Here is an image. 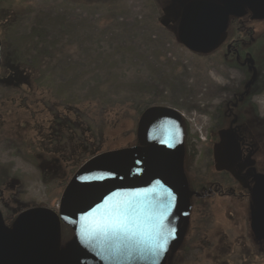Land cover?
<instances>
[{
    "label": "rangeland",
    "instance_id": "obj_1",
    "mask_svg": "<svg viewBox=\"0 0 264 264\" xmlns=\"http://www.w3.org/2000/svg\"><path fill=\"white\" fill-rule=\"evenodd\" d=\"M191 1H0L6 226L30 208L58 211L85 162L136 146L143 111L167 106L181 114L184 171L195 190L167 258L173 264H264V241L251 230L247 180L249 167L264 174V20L232 18L217 46L194 52L179 38ZM240 45L251 69L229 61ZM236 135L246 148L242 160L236 157L247 174L240 179L233 168ZM228 165L234 182L225 176ZM217 188L223 195L201 198ZM72 234L63 227L62 245Z\"/></svg>",
    "mask_w": 264,
    "mask_h": 264
},
{
    "label": "water",
    "instance_id": "obj_2",
    "mask_svg": "<svg viewBox=\"0 0 264 264\" xmlns=\"http://www.w3.org/2000/svg\"><path fill=\"white\" fill-rule=\"evenodd\" d=\"M247 10L264 19V0L191 1L180 23V41L194 52H207L219 44L230 19ZM1 47L0 37V68ZM137 140L136 146L85 162L67 185L58 212L30 208L6 226L0 210V264H166L191 209L181 114L167 106L145 109ZM251 171V230L257 241H264V174ZM121 209L135 221L129 235H113L104 227L112 210ZM62 225L74 233L65 247ZM163 238L168 242L162 249Z\"/></svg>",
    "mask_w": 264,
    "mask_h": 264
},
{
    "label": "flooded vegetation",
    "instance_id": "obj_3",
    "mask_svg": "<svg viewBox=\"0 0 264 264\" xmlns=\"http://www.w3.org/2000/svg\"><path fill=\"white\" fill-rule=\"evenodd\" d=\"M244 16H247V17H252L253 18V16H252V14L247 10V13L244 15ZM244 16H242V17H244ZM242 17H233V19H237L238 21H239V23H242L243 24V21L241 20V18ZM232 19V18H231ZM230 19V20H231ZM253 19H257V18H253ZM257 20H264V19H257ZM234 41H236V39L234 40ZM241 46L242 45H240V46H238V48L236 49H234L233 51H234V53L235 54H232L231 56L229 55V54H227V55H229L230 57H231V59L229 60V61H232V62H235V63H237V64H240L242 67H244V68H249V69H251L252 67H254L253 65H252V60H249L250 59V57H248V58H246V59H244V58H242L241 57V55H240V52L242 51L241 50ZM229 47H231V45H229ZM244 51V50H243ZM226 54V53H225ZM244 59V60H243ZM247 60H249V62H247ZM250 71H252V70H250ZM249 87H250V90H248L246 93H247V96L248 97H251V91H252V89H253V83L250 81V83H249V85H248ZM256 92V91H255ZM255 92L254 93H252V96H254V95H256L255 94ZM245 96V95H244ZM245 98V97H244ZM237 105V104H236ZM235 105V106H236ZM236 144H234V153H233V155H234V162L235 163H233V168L234 169H236V168H238V178L240 179V177L241 176H244V175H247V174H244L243 175V173L241 172V170L239 169L240 167L239 166H237L236 165V161H238V160H236V157L238 156V154L240 155V157H241V160H242V154H243V151L242 150H246V148H245V146H244V148L242 149V143L240 142L241 141V137L240 136H238V135H236ZM245 145H247V143H246V140H245ZM240 161V160H239ZM238 161V162H239ZM250 168V170H249V172H247V173H251V175L249 176V175H247L248 177H247V180L249 181V183L253 186V181H252V175H253V172L251 171V168H255L256 169V171H257V173H260V172H258V170H257V168L255 167V166H252V167H249ZM231 170H232V165H228V168L227 169H225V176L228 178L227 180H229V182H234V179L231 177L233 174L231 173ZM234 176V175H233ZM233 180V181H232ZM238 180V179H237ZM252 186H251V189H252ZM190 190H191V192H195V190H192L191 188H190ZM220 189L219 188H217V189H215L214 191L213 190H207L206 191V193H204L203 195H201L200 194V196H201V198H205V199H211L212 197H215V196H217V195H223V191L221 190V191H219ZM231 192V191H230ZM230 194H234L233 192H231ZM195 195L197 196V195H199V193H195ZM195 196V197H196ZM250 199H251V193H250ZM65 225H62L61 226V245H62V229H63V227H64ZM73 232V231H72ZM73 235H74V233L72 234V237L69 239V240H67L66 242H65V245L73 238ZM255 238V237H254ZM258 242H261V241H258ZM65 245H62V247H65ZM172 247H173V243H172V245H171V248H170V251H169V253H171V251H172ZM182 247V245L179 247V249ZM166 264H173V262H172V260L170 259V258H167V261H166Z\"/></svg>",
    "mask_w": 264,
    "mask_h": 264
},
{
    "label": "snow or ice",
    "instance_id": "obj_4",
    "mask_svg": "<svg viewBox=\"0 0 264 264\" xmlns=\"http://www.w3.org/2000/svg\"><path fill=\"white\" fill-rule=\"evenodd\" d=\"M83 179H103L100 178H90L86 177ZM175 199V196L172 197ZM107 201H105V205H107ZM105 205H101L100 208H105ZM171 207V203L169 204ZM95 211V210H94ZM113 211V218L109 220V222L104 226L106 231L112 233L113 235H129L130 234V226L135 223L134 219L127 214L126 210H112ZM91 215V213H89ZM83 219V218H82ZM134 235V233H131ZM85 235H87V231L85 230ZM164 239V244L160 245V248H164V245L167 244V238Z\"/></svg>",
    "mask_w": 264,
    "mask_h": 264
},
{
    "label": "trees",
    "instance_id": "obj_5",
    "mask_svg": "<svg viewBox=\"0 0 264 264\" xmlns=\"http://www.w3.org/2000/svg\"><path fill=\"white\" fill-rule=\"evenodd\" d=\"M0 1H2V0H0ZM263 49H264V47H263ZM23 62V61H22Z\"/></svg>",
    "mask_w": 264,
    "mask_h": 264
}]
</instances>
